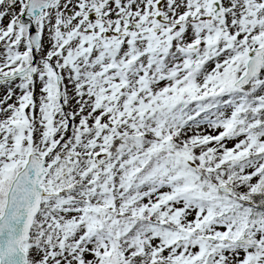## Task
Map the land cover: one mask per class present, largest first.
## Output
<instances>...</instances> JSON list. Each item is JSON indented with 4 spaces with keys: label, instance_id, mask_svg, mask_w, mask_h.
<instances>
[{
    "label": "snow or ice",
    "instance_id": "6c2138e0",
    "mask_svg": "<svg viewBox=\"0 0 264 264\" xmlns=\"http://www.w3.org/2000/svg\"><path fill=\"white\" fill-rule=\"evenodd\" d=\"M0 264H264V0H0Z\"/></svg>",
    "mask_w": 264,
    "mask_h": 264
}]
</instances>
